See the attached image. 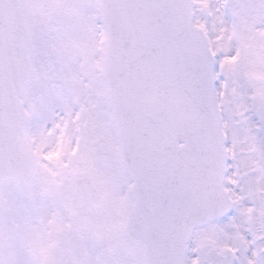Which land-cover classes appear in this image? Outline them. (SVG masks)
Returning a JSON list of instances; mask_svg holds the SVG:
<instances>
[{
	"label": "snow or ice",
	"instance_id": "obj_1",
	"mask_svg": "<svg viewBox=\"0 0 264 264\" xmlns=\"http://www.w3.org/2000/svg\"><path fill=\"white\" fill-rule=\"evenodd\" d=\"M0 264H264V0H0Z\"/></svg>",
	"mask_w": 264,
	"mask_h": 264
}]
</instances>
